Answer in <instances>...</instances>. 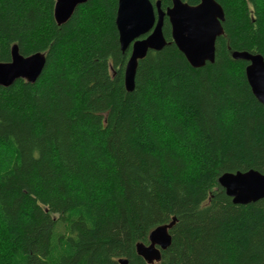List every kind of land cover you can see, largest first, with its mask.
I'll list each match as a JSON object with an SVG mask.
<instances>
[{
  "label": "trees",
  "instance_id": "obj_1",
  "mask_svg": "<svg viewBox=\"0 0 264 264\" xmlns=\"http://www.w3.org/2000/svg\"><path fill=\"white\" fill-rule=\"evenodd\" d=\"M215 1L214 61L192 67L165 18L167 44L138 60L127 92L117 0L61 25L55 0H0V62L13 44L45 55L34 82L0 86V264H148L135 244L173 217L153 264H264V198L234 204L217 182L264 169V106L231 57L264 58V0Z\"/></svg>",
  "mask_w": 264,
  "mask_h": 264
},
{
  "label": "water",
  "instance_id": "obj_2",
  "mask_svg": "<svg viewBox=\"0 0 264 264\" xmlns=\"http://www.w3.org/2000/svg\"><path fill=\"white\" fill-rule=\"evenodd\" d=\"M88 0H55L53 16L58 25L66 22L75 8ZM170 25L171 38L177 49L185 56L192 67L213 62L215 41L223 34L224 11L215 0H200L190 5L182 0H171L164 10L160 1L117 0L115 26L118 32L120 49H129V57L124 67L123 83L127 92L134 88V76L138 60L150 50H161L167 41L163 35L164 19ZM10 61L0 62V86L7 87L17 79L34 82L45 65V55L34 52L23 56L15 44L10 47ZM233 59L247 62L244 72L254 97L264 106V58L259 53L232 51ZM218 184L234 204H248L264 198V169L262 172L246 171L223 172L217 178ZM175 223L170 222L153 228L149 242H138L135 250L148 264L160 260L161 252L171 243L169 230ZM120 264L127 260L121 258Z\"/></svg>",
  "mask_w": 264,
  "mask_h": 264
},
{
  "label": "bare ground",
  "instance_id": "obj_3",
  "mask_svg": "<svg viewBox=\"0 0 264 264\" xmlns=\"http://www.w3.org/2000/svg\"><path fill=\"white\" fill-rule=\"evenodd\" d=\"M128 58V57H127Z\"/></svg>",
  "mask_w": 264,
  "mask_h": 264
}]
</instances>
